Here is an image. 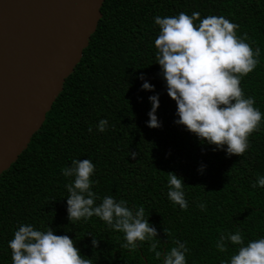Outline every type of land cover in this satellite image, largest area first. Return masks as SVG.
I'll return each mask as SVG.
<instances>
[{
	"label": "trees",
	"instance_id": "1",
	"mask_svg": "<svg viewBox=\"0 0 264 264\" xmlns=\"http://www.w3.org/2000/svg\"><path fill=\"white\" fill-rule=\"evenodd\" d=\"M180 12H199L201 19L224 16L239 25L238 36L247 33L246 42L260 48L258 66L240 87L264 114V0H106L98 29L45 123L0 177V264H12L8 244L21 224L68 235L93 264H162L149 251L151 242L136 250L122 248L123 233L98 217L70 223L65 185L74 178H66L62 169L83 159L95 165L96 204L111 195L129 208L143 206L158 233L157 250L170 251L179 240L189 249L187 264L230 261L238 246L229 244L227 252H219L222 233L240 231L245 245L264 238V188L251 187L264 176V121L241 157L202 145L175 123L177 106L156 63L159 27L154 18ZM144 81L154 91L142 90ZM153 95L159 96L158 129L147 126ZM101 119L108 121L103 133L97 130ZM167 173L183 178L186 211L168 199ZM92 236L98 240L96 248Z\"/></svg>",
	"mask_w": 264,
	"mask_h": 264
},
{
	"label": "clouds",
	"instance_id": "2",
	"mask_svg": "<svg viewBox=\"0 0 264 264\" xmlns=\"http://www.w3.org/2000/svg\"><path fill=\"white\" fill-rule=\"evenodd\" d=\"M159 34L155 39L156 63L166 82L167 95L175 102L177 125L194 134L201 144L214 146L215 151L226 150L229 157L243 156L250 147L249 138L259 132L264 114L256 108L254 97H245L240 87L244 77L259 64L261 50L253 49L246 41L247 33L237 35L239 25L224 16L208 15L201 19L199 12L191 16L180 12L177 16H156ZM199 21V23H196ZM144 80V77H140ZM142 90L154 91V86L144 81ZM151 111L147 126L160 128L156 112L159 96L149 97ZM108 121L101 119L97 130H107ZM92 132V128H89ZM137 153L132 152V159ZM198 171L202 174L204 166ZM95 165L89 159L73 160L71 167L62 169L66 178H74L65 185L67 189V213L70 223L98 217L109 228L123 233L126 241L122 248L136 250L144 242H151L149 251L155 253L162 264H187L185 243L175 241V247L162 253L158 251L157 230L145 218L143 206L129 208L124 200L105 196L97 205V194L92 190ZM168 176V199L186 211L183 178L174 173ZM252 188H264V176L251 184ZM201 211L204 203L198 204ZM165 229V234H166ZM91 236V235H90ZM238 246L230 261L222 264H264V238L249 241L245 245L243 234H221L216 248L228 251V245ZM92 245L98 240L92 236ZM12 264H93L92 259L81 255L75 242L68 235H56L49 227L37 230L31 224H21L9 241Z\"/></svg>",
	"mask_w": 264,
	"mask_h": 264
},
{
	"label": "water",
	"instance_id": "3",
	"mask_svg": "<svg viewBox=\"0 0 264 264\" xmlns=\"http://www.w3.org/2000/svg\"><path fill=\"white\" fill-rule=\"evenodd\" d=\"M106 0H0V177L81 62Z\"/></svg>",
	"mask_w": 264,
	"mask_h": 264
}]
</instances>
